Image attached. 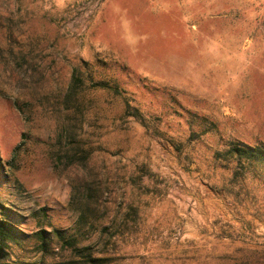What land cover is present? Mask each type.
<instances>
[{"label": "rangeland", "instance_id": "1", "mask_svg": "<svg viewBox=\"0 0 264 264\" xmlns=\"http://www.w3.org/2000/svg\"><path fill=\"white\" fill-rule=\"evenodd\" d=\"M96 1L0 0V264H264V0Z\"/></svg>", "mask_w": 264, "mask_h": 264}, {"label": "trees", "instance_id": "2", "mask_svg": "<svg viewBox=\"0 0 264 264\" xmlns=\"http://www.w3.org/2000/svg\"><path fill=\"white\" fill-rule=\"evenodd\" d=\"M100 84L104 88L115 90V88L110 85V81H102L100 82ZM127 110L131 116H134L136 118L141 117L140 112L134 107H132L130 104L127 105ZM230 152L233 156H236L240 159H245V160H248V161H251L257 164L259 167V170L264 168V146H250V145L239 144V145L234 146L230 150ZM0 212H1L0 213L1 216H3L4 218L0 220V240H1L0 242L16 240L19 236V232L7 220V218H12L11 210L4 207L2 204H0ZM55 232L59 239H62V240L66 239V237L61 231H55ZM0 251H1V248H0Z\"/></svg>", "mask_w": 264, "mask_h": 264}, {"label": "built area", "instance_id": "3", "mask_svg": "<svg viewBox=\"0 0 264 264\" xmlns=\"http://www.w3.org/2000/svg\"><path fill=\"white\" fill-rule=\"evenodd\" d=\"M101 2H102V0H97V1H96V3H97V4H98V3H101ZM82 29L84 30V29H85V27H84V28H82ZM83 30H82V31H83Z\"/></svg>", "mask_w": 264, "mask_h": 264}]
</instances>
